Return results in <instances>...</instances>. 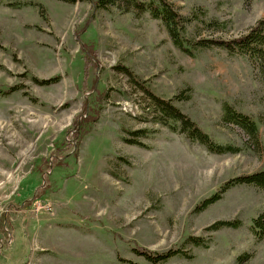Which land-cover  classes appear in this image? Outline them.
I'll return each mask as SVG.
<instances>
[{
	"label": "rangeland",
	"instance_id": "rangeland-1",
	"mask_svg": "<svg viewBox=\"0 0 264 264\" xmlns=\"http://www.w3.org/2000/svg\"><path fill=\"white\" fill-rule=\"evenodd\" d=\"M96 1L0 0V88H18L0 95V264H151L134 247L189 255L164 264H264V239L252 232L264 190L238 186L194 212L228 180L264 170V77L246 55L193 45L246 34L264 19V0H169L190 19L193 55L150 14ZM121 66L158 96H180L175 104L215 142L242 152L212 154L153 122ZM224 103L258 122V142L223 123ZM41 187L26 215L15 210ZM41 203L53 213L36 211Z\"/></svg>",
	"mask_w": 264,
	"mask_h": 264
},
{
	"label": "trees",
	"instance_id": "trees-1",
	"mask_svg": "<svg viewBox=\"0 0 264 264\" xmlns=\"http://www.w3.org/2000/svg\"><path fill=\"white\" fill-rule=\"evenodd\" d=\"M66 3H77L78 1H91V0H57ZM94 9L96 10H109L111 8H117L122 13H137L145 14L148 13L152 18L159 20L166 27L174 45L182 52L193 55L194 47L185 37L186 28L190 23V19L181 15L173 3L169 0H97L92 3ZM14 7H22L19 3H13ZM23 5V4H22ZM198 48H213L217 47L227 51L230 54L246 55L252 61L259 73L264 77V19L259 20L253 27L249 29L246 34L238 36L230 40L223 39H204L199 40L193 44ZM92 53L97 52L90 48ZM121 71L128 74L131 80L134 81L142 90L146 93L147 98L150 100L149 104L152 113L154 114L153 122L163 125L169 130L185 135L189 140L193 142H198L205 146L207 150L216 155H228V154H238L242 152V148L236 147L232 144H219L215 142L212 137L206 133L199 125L187 114H185L176 104L175 101L180 99L177 96L174 99H165L158 96L156 93L150 91L148 88H144L140 82L136 79L135 75L130 72L127 68L119 67ZM36 83H46L56 82L58 79H52L47 81H40L37 78H33ZM18 90L17 87H11L6 90L0 88V95L6 96ZM95 121L85 120L79 124V134L87 133L85 131V123H90ZM222 121L228 126H235L241 129L247 134V136L254 141H259L260 128L258 122L251 116L242 113L235 109L232 105L228 103L223 104V115ZM86 125V126H87ZM146 135V132L140 131L138 136ZM128 143L143 146L139 142H132L131 140L125 139ZM254 186L259 189L264 190V170L254 172L248 175H241L228 180L224 185H222L220 191L215 195L203 200L194 210V212H201L206 210L211 205L217 203L221 199V195L234 189L238 186ZM47 191L46 187H41L39 194L34 196L32 199L24 201L18 205H14L15 210H20L23 215L29 211L32 203L38 197H42ZM5 215H9V212L3 214V219ZM2 222V221H1ZM241 222L236 221H219L214 224L210 230L218 231L222 228H239ZM9 230L7 226L4 227ZM253 234L260 239H264V211L261 212L255 219H253L252 224ZM11 235V234H10ZM9 240V237H8ZM11 242V241H9ZM188 244L196 247L209 248V241L200 237H189L187 240ZM133 252L137 255L143 257L147 262L151 264H164L177 256H188L182 249L171 248L165 252L159 253L148 249L134 247ZM242 258H240L241 260ZM239 260V261H240ZM130 263V262H128ZM131 264V263H130Z\"/></svg>",
	"mask_w": 264,
	"mask_h": 264
},
{
	"label": "built area",
	"instance_id": "built-area-1",
	"mask_svg": "<svg viewBox=\"0 0 264 264\" xmlns=\"http://www.w3.org/2000/svg\"><path fill=\"white\" fill-rule=\"evenodd\" d=\"M42 208V209H41ZM41 209V210H40ZM37 210H40V211H42L43 210V212H50V213H53V206H52V204H45V205H43L42 203L41 204H39L38 206H37V209H36V211ZM40 211L38 212V213H40Z\"/></svg>",
	"mask_w": 264,
	"mask_h": 264
}]
</instances>
